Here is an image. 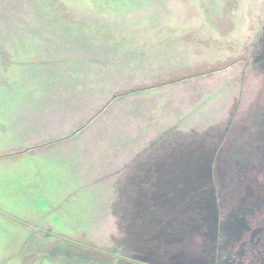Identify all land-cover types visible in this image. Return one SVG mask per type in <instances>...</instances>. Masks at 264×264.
<instances>
[{
  "label": "rangeland",
  "instance_id": "374dc122",
  "mask_svg": "<svg viewBox=\"0 0 264 264\" xmlns=\"http://www.w3.org/2000/svg\"><path fill=\"white\" fill-rule=\"evenodd\" d=\"M262 190L264 0H0V264H260Z\"/></svg>",
  "mask_w": 264,
  "mask_h": 264
},
{
  "label": "flooded vegetation",
  "instance_id": "af4514ba",
  "mask_svg": "<svg viewBox=\"0 0 264 264\" xmlns=\"http://www.w3.org/2000/svg\"><path fill=\"white\" fill-rule=\"evenodd\" d=\"M262 201V203L260 204L261 208L258 210L256 209L253 214H257L258 216H261L262 212L264 213V190H262V197L260 199ZM214 228H216V230H220V229H224L223 225H217L214 226ZM264 231V229L262 230ZM261 231V232H262ZM215 239V238H213ZM254 245H252V247L249 249V251L246 253H254L255 248V243H253ZM222 245V246H220ZM235 246L232 247V249H234ZM211 252H215L216 253V257H217V261L214 262V260L210 261V263L213 264H248L246 261L242 260V258L244 257V255H246L244 253V251H239V252H235V251H229L228 249H226V245L223 244H213L212 248H210ZM242 249V248H241ZM246 252V251H245ZM254 264V263H258V262H251L249 264ZM260 264H264V262L260 263Z\"/></svg>",
  "mask_w": 264,
  "mask_h": 264
}]
</instances>
